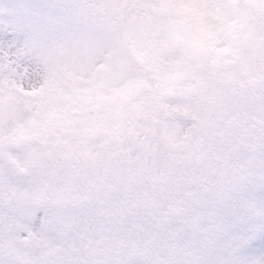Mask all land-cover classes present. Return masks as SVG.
I'll use <instances>...</instances> for the list:
<instances>
[{
    "label": "snow or ice",
    "instance_id": "6c2138e0",
    "mask_svg": "<svg viewBox=\"0 0 264 264\" xmlns=\"http://www.w3.org/2000/svg\"><path fill=\"white\" fill-rule=\"evenodd\" d=\"M0 264H264V0H0Z\"/></svg>",
    "mask_w": 264,
    "mask_h": 264
}]
</instances>
